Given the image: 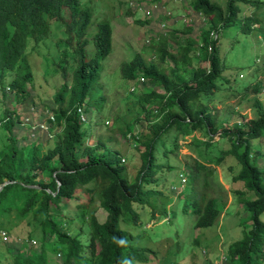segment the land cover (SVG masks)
Wrapping results in <instances>:
<instances>
[{"label":"trees","instance_id":"obj_1","mask_svg":"<svg viewBox=\"0 0 264 264\" xmlns=\"http://www.w3.org/2000/svg\"><path fill=\"white\" fill-rule=\"evenodd\" d=\"M238 1L257 5L260 2L226 0L222 8L212 0H191L192 9L205 18L197 38L180 39L172 31L169 36L176 44L173 51L167 49L169 43L162 34L151 43L155 45L153 56L159 62H171L168 71H164L159 62L145 59L139 51L120 62L122 77L151 84L133 99L137 107L134 115L123 124L117 123L116 116L112 118V128L135 141L133 146L137 149L142 147L140 162L133 173H129L118 150L105 145L99 135L93 143L86 142L93 131L85 127L88 123L82 125L85 121L79 119L76 111L77 106L82 110L90 109L99 118L104 101L99 83V60L111 47L109 21L103 19L97 23L91 37L94 53L88 57L84 34L90 9L79 7L78 0H0L1 97L5 99L7 89L13 99L30 97L27 85L32 72L25 56L26 38L32 40L30 47L42 39L48 32L47 18L63 22L65 40L75 56L69 70L65 49L59 52L56 69L62 79L53 92V105L34 107L28 113L33 117L35 112L44 114L46 110L52 115L45 119L51 133L45 139L54 138L50 146L41 151L39 142L34 141L35 138L25 141L24 134L21 135L24 142L19 141L12 125L21 114L11 102L0 113V183L12 180L0 187V228L11 232L21 221L26 227L20 241L1 240L0 264H125L123 255H136L137 251L126 248L127 236L119 222H135L136 207L144 201L153 203L147 197L159 193L154 186L158 179L156 170L170 167L169 156L177 152V140L199 129L205 132L206 145L212 143L214 134L228 140V145L218 150L215 159L218 161L227 153L233 155L238 168L231 173V178L241 180L244 189L249 191L246 195L244 189H234L239 202L248 210L249 223L242 227L241 236L227 245L224 257L232 264L261 263L264 222L259 213L264 209V163L259 165L257 158L264 157V152L254 142L264 137V114L226 125L208 105L212 92L219 87L216 80L227 79L221 74L223 62L216 44L218 31L222 26L237 22L239 30L247 32L256 22V17L241 12ZM62 7L68 9L67 20L61 19ZM182 29H190L187 20ZM190 50L205 64L192 62ZM261 66L264 67V59ZM253 80L244 90L249 85L254 89L259 85ZM155 86H161L162 92L156 91ZM255 104L258 106L259 102L255 100ZM139 114H143L146 122L132 133L130 125L139 119ZM94 123L103 125V119ZM167 129L170 132L165 137ZM163 137L168 146L160 150ZM161 157L165 162L160 161ZM186 169L189 184L184 189L181 208L191 213L195 230L212 224L220 210L215 197L206 191V176L211 167L194 158L193 165ZM79 191L85 195L82 200ZM153 205L157 208L159 204ZM97 206L105 212L102 220L95 215ZM67 210L71 213L67 214ZM34 228L39 231L35 234L37 248L27 244L35 236ZM55 254L59 255L58 259Z\"/></svg>","mask_w":264,"mask_h":264},{"label":"rangeland","instance_id":"obj_2","mask_svg":"<svg viewBox=\"0 0 264 264\" xmlns=\"http://www.w3.org/2000/svg\"><path fill=\"white\" fill-rule=\"evenodd\" d=\"M190 1L78 0L79 7L90 9V18L85 26L84 34L87 39L86 56H92L94 53L91 37L97 23L105 19L111 25L110 50L99 60L101 64L99 83L102 84L103 107L99 118L93 110H83L85 122L82 125L88 123L85 127L93 131L86 142L93 143L99 135L105 145L118 150L129 173H133V170L137 168L142 147L137 149L133 146L135 141L112 128V118L116 116L117 123L123 124L124 120L134 115L137 107L132 103L133 99L151 84L144 81L133 82L122 77L119 71L120 62L130 58L136 51H139L145 59L159 62L156 56H153L155 45L151 44H154L152 40H156L159 34H162L163 39L169 43L167 47L169 51H173L176 45L169 36L172 31H175L180 39L185 36L197 38L200 29L205 25V18L192 9ZM212 1L222 8L226 3V0ZM134 3L137 6L139 4L141 8L135 7ZM237 4L241 12L256 17V22L247 32L240 31L238 23L233 22L222 26L217 33V51L223 62L221 74L227 79L216 80L219 87L212 92L208 105L216 117L222 119L226 125L264 114V67L261 66L264 59V3L260 0L258 5L250 1H238ZM60 13L61 19L67 20L68 9L62 7ZM186 20L190 24V29L187 31L182 29ZM47 23V34L36 44L30 47L32 40L26 38L25 56L32 72L31 82L27 85L30 97L25 100L13 99V94L8 89L5 99L0 96V113L3 112V107L11 102L13 108H17L16 111L21 114L12 125V130L20 142H24L21 138L24 135V140L29 141L28 136L32 133V130L26 129L25 122H28V119L24 118L25 116L29 117V123L32 124L31 122L41 123L43 118H46L44 115L49 114L45 110L44 114L35 112L31 117L28 116L29 111L34 107L53 105V92L62 79L56 69L59 52L65 49L69 70L72 69L75 61V56L65 40L67 34L63 22L50 17L47 18ZM188 53L192 62L205 64V61H199V58L195 57L198 55L194 50ZM159 64L163 66L164 71H168L167 67L171 62L165 61ZM253 79H256L259 85L255 86V89L254 86L249 85L244 90L248 83L254 81ZM130 86L133 89H130ZM154 88L159 92L163 90L161 86ZM255 100L259 102L258 106ZM202 101L205 104V98ZM130 103L132 106L129 105ZM100 118L103 119V125L94 123V120ZM92 121L93 123H90ZM145 122L143 114H139V119L130 125V132H135L140 124ZM42 132L38 130L39 136L34 139L39 142L41 151L50 146L54 139L51 137L46 140ZM169 132L170 130L167 129L164 136L167 137ZM35 135L36 132H34ZM205 137V132L199 129L184 135L183 139L179 138L177 152L169 156L170 167L166 169L162 166L156 170L155 176H158V179L154 186L159 193L150 194L147 197L153 203L144 201L136 207L135 222L130 220L119 222V226L127 236L126 248L137 251L136 255L132 253L129 256L123 255L125 264H232L229 258L224 257L225 248L231 241L241 236L242 227L248 226L249 223L248 210L239 202L234 192L235 188L244 189V186L241 180L231 178V173L238 168L233 155L227 153L222 155L220 160L215 159L218 150L228 145V140L220 134H214L212 143L206 145L203 140ZM162 139L160 150L168 146L164 137ZM254 144L264 152V137H258ZM194 158L211 167V172H208L206 176L208 182L206 191L215 197L220 210L212 224L195 230L192 228L191 213L181 208L184 189L189 184L186 167L193 165ZM263 158L261 155L257 158L259 165L264 163ZM160 161L165 162L164 157H161ZM140 189L144 191L142 186ZM243 191L244 194H249V191L245 189ZM78 196L80 200L85 197L82 191L78 192ZM153 204L159 205L155 208ZM53 211L58 212L57 209ZM66 213L69 214L71 211L67 210ZM95 215L102 220L105 212L97 206ZM259 218L264 222V209L259 213ZM14 228L11 232L0 228V248L3 238L9 241H20L19 237L24 236L26 227L22 221L18 222ZM38 232V229L34 228L32 233L38 235ZM28 243L37 248L36 235L30 238ZM55 256L59 258L58 254ZM260 264H264V256Z\"/></svg>","mask_w":264,"mask_h":264},{"label":"built area","instance_id":"obj_3","mask_svg":"<svg viewBox=\"0 0 264 264\" xmlns=\"http://www.w3.org/2000/svg\"><path fill=\"white\" fill-rule=\"evenodd\" d=\"M134 6L136 7L137 5L134 3ZM138 6H139V8H141V6L139 4H138ZM140 79H142V78H140ZM130 89H133L132 86H130ZM76 111L78 112L79 119L82 120V121H85L84 116H83L84 115V111L82 110V107L77 106L76 107ZM44 116L52 118V115L50 113L49 114L46 113V115H44ZM24 118L28 119V122L24 121L27 124V126H26L27 128L26 129L32 130L31 136H28L29 138H35V137L39 136V135H37L38 130L43 131L42 133L44 134L45 137H50L51 136L50 135L51 133L48 130L47 124L45 122L46 118H43V121L42 122L40 121L41 123H39V122H31L32 124L29 123V117L25 116ZM21 123H23V121ZM35 129H37V130H35ZM33 131L36 132L35 136H34V132ZM27 132H28V130H27ZM41 136H42V134H41ZM1 233L4 234V232L2 230H1Z\"/></svg>","mask_w":264,"mask_h":264},{"label":"water","instance_id":"obj_4","mask_svg":"<svg viewBox=\"0 0 264 264\" xmlns=\"http://www.w3.org/2000/svg\"><path fill=\"white\" fill-rule=\"evenodd\" d=\"M9 181H12V180L7 179V180L2 181V182L0 183V187H1V185H2L3 183H5V182H9ZM16 181H18V182L21 183L20 180H16ZM24 185H26V186H32V187H39L38 185H35V184H32V183H24ZM47 190H48V189H47ZM52 193H54V191H53Z\"/></svg>","mask_w":264,"mask_h":264}]
</instances>
